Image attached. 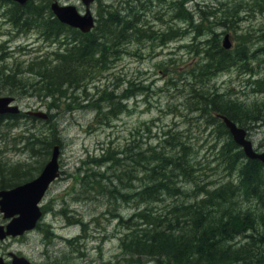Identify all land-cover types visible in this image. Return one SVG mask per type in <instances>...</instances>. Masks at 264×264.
Masks as SVG:
<instances>
[{
    "label": "rangeland",
    "instance_id": "obj_1",
    "mask_svg": "<svg viewBox=\"0 0 264 264\" xmlns=\"http://www.w3.org/2000/svg\"><path fill=\"white\" fill-rule=\"evenodd\" d=\"M58 1L80 7L78 0ZM132 1L97 0L92 5L95 16L98 10L106 7H110L107 11L112 14L117 12L119 18L131 12L132 17H137L138 21L135 39L138 41L120 43L116 49L122 53L107 59V71L100 75L98 71L91 80H87L86 88L82 86L72 94L74 101L71 90H68L67 98V95L61 96L70 104L69 107L59 105L56 110H48L49 101L42 100L45 104L42 103L38 99L39 95L34 96L38 94L36 92L11 96L4 94L5 91L0 88V97H13L20 111L18 119L0 121V177H36V170L48 159L45 157L42 160L40 156L42 149L39 144L44 138L54 139L55 143L50 141V144L58 145L60 170L58 178L51 183L39 203L42 217L35 229L18 238L4 240L0 254L16 253L33 264H155L151 257L132 256V259H128L119 255V239L123 231L117 223L119 217L126 220L131 216L134 205L120 201L113 204L99 189L103 183L99 185L94 177L87 180L84 178L90 176V170L101 174L105 172L108 178L104 180L105 184L111 177L115 180L116 173L122 170L131 172L127 156L134 154L140 157V153L145 152L144 141L147 139L154 142L152 136H159L165 130L171 135H182V141L191 144V162L197 163L202 175L198 180L194 179L195 182L203 179L211 184L208 187L210 189L236 176L232 174L230 177L226 173V169H237L241 164L239 161L233 162V158L227 154L230 136L222 135L217 124L202 118L200 111H192L196 107L193 99L196 93L220 96L224 101L241 104L243 108L245 106V111L256 118V122L250 123L252 127L247 128V139L256 152H264V54L260 51L264 48V42L258 39L259 30L264 28V12L259 13L258 8L257 11H251L253 3L250 0H180L183 13L190 16L196 4L203 5L207 11H220L217 20L204 22H200L198 15H192L193 29L197 25L202 29L201 36L194 40L192 29H185L187 21L174 19L175 15L171 13L176 0H151L145 5L143 3L146 0L141 3ZM47 2L36 0V3L42 5ZM233 5H237L234 9L237 19L232 22L229 17ZM13 14L12 5L0 1V49L4 55L0 69L19 73L16 80L26 86L37 80L29 74L28 69L36 62L51 66L49 54L56 51L59 42H63L69 35L66 37L65 33L56 40L43 41L39 37L42 31L38 28L31 26L27 30L18 31L12 23ZM167 29L173 32L166 45L159 44L158 39L153 42L144 39L153 35L157 38ZM92 30L96 31V27ZM211 32L216 35L219 47L222 37L227 34L231 43L230 52L243 50L247 54L246 60L222 73L192 79L189 71L192 68L195 70L201 61L199 52L205 48ZM105 88L115 93L114 101L124 91L132 93L126 100H120L124 109L114 118L102 115L107 113L108 103L102 104L103 110L98 111L90 100L86 102L88 97H97L96 90ZM256 104L259 109L257 112L254 111ZM114 108L117 106L114 105ZM27 111L45 114L50 111L52 116H46V122L34 121L24 115ZM30 144L33 146L29 147ZM109 144L117 154L111 153L108 156L112 162L92 165L95 164L94 160H98L96 156L101 154L102 148ZM229 152L234 154L235 150L230 149ZM140 176H136L134 183L129 180L130 184L139 185ZM126 189L132 193L135 188ZM187 189L190 194L194 187L189 185ZM197 197L198 194L193 195V198ZM190 199L186 198L188 204H191ZM169 201L171 199L165 197L164 202ZM249 203L251 205L242 202L241 207L257 209L254 211L257 215L264 214V202L263 205L255 200ZM259 218H264V215ZM8 221L0 213V225ZM262 222H257L256 231H264ZM249 238L235 239L234 244L239 247ZM249 242L248 245L253 249L254 244ZM259 251L264 255V246ZM258 257L253 264L264 261L262 258L257 263Z\"/></svg>",
    "mask_w": 264,
    "mask_h": 264
},
{
    "label": "trees",
    "instance_id": "obj_2",
    "mask_svg": "<svg viewBox=\"0 0 264 264\" xmlns=\"http://www.w3.org/2000/svg\"><path fill=\"white\" fill-rule=\"evenodd\" d=\"M157 1L166 2L168 0ZM179 1L173 4L171 13H175L174 19L181 17V20L187 21L185 29L192 28L194 40L201 36L202 29L199 28V25L193 29L192 15H198L200 22L207 21L210 18L212 20L219 18L217 16L220 11H215V9L207 11L203 5L197 6V9L194 5L191 16L185 14ZM250 1L253 3L251 11L252 9L257 11L258 8L259 13L264 12V0ZM132 2L141 3V0ZM147 2L149 3L151 0H147ZM11 5L14 9L11 18L12 23L18 31L27 30L33 26L40 29L43 33L42 36L48 40H56L64 36L65 33H67V37L69 32L72 31L70 28L59 24L45 4L35 5L30 0L24 6ZM143 5L145 4L143 3ZM236 7L237 5H233L230 8L233 11L231 17H229L232 22L237 19V13L234 12ZM101 18L104 20L97 23L96 31L92 30L82 35L75 32L77 37L69 35L66 38L68 41L64 39L63 42H59L57 50L49 54L51 66H47L42 62L33 64L28 69L29 74L37 79L33 84L25 86L23 82L16 80L19 73L0 69V80H2L0 88L5 90L4 94L17 96L18 93L27 94L32 91L38 93L34 96L39 95L38 99L42 103H44L42 100L49 101L47 103L48 110H56L59 105L69 107L70 104L65 102L66 100L61 96L67 95V98L68 90H71L73 91L71 93L72 98V94L82 86L85 87L87 80H91L98 71L99 75L107 71V59L122 53L116 49L120 47V43L138 41L135 40L138 32L136 28L138 21L137 17H132L131 12L128 11L126 16L121 18L117 16V12H114V14L106 12L101 15ZM171 32L173 31L167 29V32L159 34L157 38L153 35L144 39L151 42L158 39L159 44L166 45L170 40ZM259 34L258 39L264 42V28L259 30ZM260 51L261 54H264V48ZM0 52V61H4L1 49ZM199 54L201 55V61L197 63L195 70L192 68L189 71V75L195 80L203 79L205 75L211 76L222 73L226 69L244 62L247 57L243 50L233 53L220 48L217 37L213 32H211V38L206 40L205 48H202ZM195 73L197 76H195ZM96 92L97 97L93 98L94 100L90 98L86 102L92 100L94 109L98 111L103 110L101 108L102 104L108 103L109 106H105L107 113L102 114L103 117L107 118H114L121 114L124 109L121 101L126 100L128 96H132L131 91L127 90V92L124 91L116 96L117 99L114 101V92H109L106 88L101 91L96 90ZM72 99L74 101V98ZM193 99H195L196 107L192 111H200L202 118L217 124V129L225 137H229V135L222 122L217 118L218 115L225 116L239 127H252L250 123L256 122L254 115L245 111V106L243 108L241 104L224 101L220 96L214 97L210 94L196 93ZM114 105L117 108H114ZM254 107L255 112L259 111L257 104ZM48 112L47 117L51 118L52 115L50 111ZM18 117L19 115L0 116V121L15 120ZM146 131L148 132L149 129L147 128ZM152 137L154 142H149L147 139L144 141L145 152L140 153V157L134 154L127 156L128 168L131 169V172L122 170L116 173L115 180L111 177L105 184L104 180L108 179L104 175L105 172L101 174L90 170V176L84 178L87 180L94 177L98 180L99 185L100 182L103 183L99 189L102 191V195H107L106 198L108 201H112L113 204L120 201L121 203H132L134 205L131 216L126 220L119 217L117 223V226L123 231L119 239V255L128 259H132V256L151 257L154 259L155 264H241L242 262L251 264L252 262L256 263L257 257L261 256V258L258 257L257 263H259L263 257L259 250L264 246V231H256L255 226L259 220H262V226L264 227V218H259L264 214L257 215L254 212L257 209L242 208L241 203L251 205L249 202L255 200L258 204L263 205L264 165L256 160H246L241 151L228 139L229 150H235V152L230 154L227 150V154L233 158V162L239 161L241 164L237 169L236 167L226 169V173H229L228 176L231 177L232 174H236V176L208 189L211 184L204 182L203 179L199 181L205 185H200L199 181H194L202 175L199 168H197V163L194 160V164L191 162L193 159L192 150H190L191 144L188 141L183 142L184 137L182 135L178 133L171 135L169 131L166 132L165 130L161 131L159 136ZM50 141L55 143L54 139L44 138L39 144L42 149L40 155L42 160L45 157L47 158L50 153L52 146ZM31 146L33 144L29 145V147ZM111 153H115L113 147H110V145L106 148L103 147L100 157H96L98 160H94L95 164L93 165H100L105 161L112 162L108 158ZM41 168V166L38 167L37 174ZM138 174H141L138 180L140 184L135 185L133 181H136L135 178ZM30 177L13 175L10 178L1 176L0 190L12 188L27 181ZM129 180L133 182V185L130 184ZM189 185L192 188L194 187L195 190H192L194 193L191 191L189 194L185 190ZM128 187L135 189L130 193L126 189ZM194 194H198L199 198H193ZM165 197L171 199V201L164 202ZM187 197L191 198L189 201L191 204L186 201ZM180 198H183V201H179ZM141 206L142 208L139 209ZM262 208L264 209V205ZM243 237L250 238L244 244L236 247L235 241ZM249 241L254 244L253 249L250 248V244L248 245Z\"/></svg>",
    "mask_w": 264,
    "mask_h": 264
},
{
    "label": "water",
    "instance_id": "obj_3",
    "mask_svg": "<svg viewBox=\"0 0 264 264\" xmlns=\"http://www.w3.org/2000/svg\"><path fill=\"white\" fill-rule=\"evenodd\" d=\"M6 1L24 6L30 0ZM93 1L81 0L85 6ZM49 10L59 23L77 29L83 34L88 33L93 27V19L87 9L83 15H79L72 6H59L52 2ZM221 46L224 50L230 49L231 43L228 35L223 36ZM12 102L11 97H0V115H17L19 113ZM27 115L41 120L47 118L46 114L42 112H33ZM217 118L223 123L232 142L241 149L243 155L249 160H257L264 165V152L257 153L253 150L251 142L246 139L245 131L225 116L218 115ZM58 155V146H52L49 159L34 179L8 190H0V213L3 219H9L4 227L0 226V241L6 237H19L34 229L42 216L39 203L48 186L58 177ZM10 256L11 264H31L24 257L13 254ZM0 264L5 263H2L0 259Z\"/></svg>",
    "mask_w": 264,
    "mask_h": 264
},
{
    "label": "flooded vegetation",
    "instance_id": "obj_4",
    "mask_svg": "<svg viewBox=\"0 0 264 264\" xmlns=\"http://www.w3.org/2000/svg\"><path fill=\"white\" fill-rule=\"evenodd\" d=\"M48 2L47 3H45V5H47L48 6V8H49V6H50V4L52 3V2H55V3H57L59 6H72V7H74V9H75V11L79 14V15H83L84 13H85V11H86V9L88 10V12L90 13V15H91V17H92V19H93V27L95 28L96 27V25H97V23H101L104 19H102L101 18V15L103 14V13H106V12H109V11H107V10H109L110 9V7H106V8H103V9H100V10H98V12L96 13V16L95 15H93L94 14V12L92 11V5L95 3V2H97V0H94L93 2H91V3H89L88 5H84L82 2H81V0H78L79 2H80V7H76V6H74V4H71V3H65V2H59L58 0H47ZM50 1V2H49ZM142 1V0H141ZM144 1V0H143ZM29 2V1H28ZM32 2L35 4V5H39V4H42V3H36V0H32ZM9 4H15V3H9ZM27 4V3H26ZM79 4V3H78ZM78 4H77V6H78ZM144 4H147V0L144 2ZM17 5V4H16ZM101 7V6H100ZM52 15V14H51ZM54 18V17H53ZM55 19V18H54ZM56 20V19H55ZM57 21V20H56ZM58 22V21H57ZM59 23V22H58ZM59 24H61V23H59ZM61 25H63V24H61ZM63 26H65V27H67V28H70V27H68V26H66V25H63ZM72 31H70L69 32V35L70 36H72V37H77L76 36V34L77 33H79V34H83V33H81V32H79L77 29H74V28H70ZM75 32H77V33H75ZM12 99H13V97H11ZM13 101H14V99H13ZM14 103V102H13ZM14 105H16L15 103H14ZM4 226V225H3ZM15 238H18V237H15ZM6 239H8V238H6ZM6 239H4V240H6ZM4 240H2V241H0V247H1V243L4 241ZM11 254H13V255H15V256H20L19 254H16V253H12V252H7V253H5V254H0V259L2 260V263H5V264H11ZM260 262V261H259ZM31 263V262H30ZM241 264H245V262L243 263H241ZM252 264V263H251Z\"/></svg>",
    "mask_w": 264,
    "mask_h": 264
},
{
    "label": "bare ground",
    "instance_id": "obj_5",
    "mask_svg": "<svg viewBox=\"0 0 264 264\" xmlns=\"http://www.w3.org/2000/svg\"><path fill=\"white\" fill-rule=\"evenodd\" d=\"M178 1V0H177ZM136 3V2H135ZM176 3V2H175ZM261 3V2H260ZM196 6H197V4H196ZM201 6V5H200ZM176 7V6H175ZM212 7V6H211ZM200 8V7H199ZM208 8V7H207ZM209 9V8H208ZM211 9V8H210ZM176 10V9H175ZM205 10V9H204ZM213 9H211V11H212ZM121 11V10H120ZM177 11V10H176ZM202 11V10H201ZM178 13V12H177ZM196 13V12H195ZM198 13V12H197ZM202 13H203V11H202ZM217 13V12H216ZM175 14V13H174ZM200 14V13H199ZM201 15V14H200ZM204 15V14H203ZM208 15V14H207ZM212 15V14H211ZM215 15V14H214ZM205 16V15H204ZM213 16V15H212ZM217 16V15H216ZM216 16H215V18H216ZM178 17H179V15H178ZM181 18V17H180ZM201 18H202V16H201ZM203 18H205V17H203ZM207 18H209V17H207ZM188 19V18H187ZM211 19V18H210ZM136 20V19H135ZM203 20H205V19H203ZM212 20V19H211ZM216 20V19H215ZM204 22V21H203ZM193 26V25H192ZM94 29V28H93ZM192 29V28H191ZM20 31V30H19ZM207 32V31H206ZM42 32H40L39 33V37H41V39L43 40V41H49L48 39H45L43 36H42ZM137 36V35H136ZM71 38V37H70ZM65 42V41H64ZM59 47V46H58ZM2 51V50H1ZM1 53V52H0ZM4 73V72H3ZM2 77V76H1ZM1 79V78H0ZM5 91V90H4ZM2 92V91H1ZM87 99H89V97L87 98ZM92 101V100H91ZM95 102V101H94ZM93 103V102H92ZM102 106V105H101ZM91 107V106H90ZM102 108V107H101ZM49 115V113L47 114V116ZM198 118V117H197ZM47 119V118H46ZM51 121V120H50ZM248 127H242V129L245 131V133H246V139H247V132H248V129H247ZM251 128V127H250ZM110 146H111V144H109ZM54 147V146H53ZM113 150H115V149H113ZM132 151V150H131ZM100 155L101 154H99L98 156H96V157H100ZM124 157V156H123ZM92 165H93V163H92ZM36 169V168H35ZM109 170H111V169H109ZM105 175V174H104ZM75 217V216H74ZM80 221V220H79ZM82 222V221H81ZM83 223V222H82ZM81 227H83V226H81ZM262 256H264V255H262ZM260 257V256H259ZM263 259H264V257H262ZM264 262V261H263ZM260 263V264H264V263ZM253 263V262H252Z\"/></svg>",
    "mask_w": 264,
    "mask_h": 264
}]
</instances>
